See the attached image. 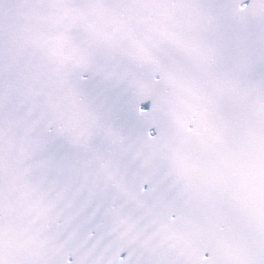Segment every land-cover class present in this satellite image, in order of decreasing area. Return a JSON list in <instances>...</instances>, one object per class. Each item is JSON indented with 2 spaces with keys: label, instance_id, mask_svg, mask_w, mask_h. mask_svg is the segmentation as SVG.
<instances>
[{
  "label": "snow or ice",
  "instance_id": "6c2138e0",
  "mask_svg": "<svg viewBox=\"0 0 264 264\" xmlns=\"http://www.w3.org/2000/svg\"><path fill=\"white\" fill-rule=\"evenodd\" d=\"M0 264H264V0H0Z\"/></svg>",
  "mask_w": 264,
  "mask_h": 264
}]
</instances>
